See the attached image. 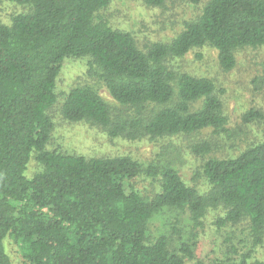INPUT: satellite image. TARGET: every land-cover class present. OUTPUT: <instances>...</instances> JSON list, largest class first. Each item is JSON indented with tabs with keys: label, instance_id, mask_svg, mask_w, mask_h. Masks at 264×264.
I'll use <instances>...</instances> for the list:
<instances>
[{
	"label": "trees",
	"instance_id": "obj_1",
	"mask_svg": "<svg viewBox=\"0 0 264 264\" xmlns=\"http://www.w3.org/2000/svg\"><path fill=\"white\" fill-rule=\"evenodd\" d=\"M8 1L29 11L0 22V264H14L7 237L25 264H187L211 209L224 210L219 227L248 221L253 243L264 241V136L238 155L210 156L202 170L207 190L187 183L162 153L142 162L48 149L55 126L49 111L70 57L87 58L88 75L118 104L112 107L90 84L76 86L62 105L71 122L89 121L130 140L206 129L228 134L223 90L172 61L210 46L220 66L232 70L239 49L264 45V0H208L173 39L145 49L131 32L98 16L112 0ZM145 2L158 7L165 0ZM263 118L255 108L242 115L245 123ZM191 149L203 155L212 145ZM33 157L41 168L30 177ZM167 207L193 222L187 239L179 238L177 225L170 235L149 237L150 219ZM248 261L243 256L238 264H264Z\"/></svg>",
	"mask_w": 264,
	"mask_h": 264
},
{
	"label": "rangeland",
	"instance_id": "obj_2",
	"mask_svg": "<svg viewBox=\"0 0 264 264\" xmlns=\"http://www.w3.org/2000/svg\"><path fill=\"white\" fill-rule=\"evenodd\" d=\"M208 0H165L162 6L154 7L145 0H112L99 11L98 16L120 30L131 32L139 47L145 49L154 41H170L183 29V22L198 17ZM29 11V7L0 0V22H10L14 14ZM237 64L232 70H224L218 60V51L210 46L193 49L184 57L174 59L173 65L195 76H207L215 80L223 90L229 133L218 134L206 129L192 135L151 140L140 138L111 137L107 130L89 121L71 122L64 118L62 105L70 90L76 86L90 84L112 106L117 102L105 85L88 75L87 58H67L57 79V102L49 113L55 123L50 150L83 154L86 156L128 155L142 162L151 161L159 153L173 160L187 183L207 190L209 183L203 176V165L210 156L238 155L249 145L264 136V118L254 122H243L242 115L251 108L264 115V82L261 80L264 63V45L246 46L236 52ZM208 141L212 151L203 155L192 151L191 146ZM41 165L32 158L27 174L33 176ZM145 188V182L137 183ZM224 215L223 209L209 210L199 238L194 259L187 264L201 261L203 264H238L243 256L249 263L264 260V241L255 245L250 237L248 221L219 227L218 220ZM181 230L179 238L187 239L193 222L182 210L165 208L156 213L148 223L151 239L172 234L174 226ZM178 235V234H176ZM174 235L175 244L179 243ZM6 249L14 264H25L19 245L11 238L5 240Z\"/></svg>",
	"mask_w": 264,
	"mask_h": 264
}]
</instances>
